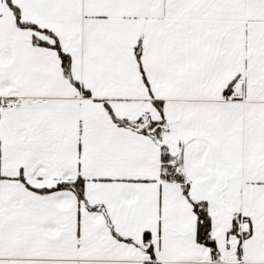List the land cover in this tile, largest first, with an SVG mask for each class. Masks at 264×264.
I'll return each mask as SVG.
<instances>
[{
    "label": "snow or ice",
    "instance_id": "6c2138e0",
    "mask_svg": "<svg viewBox=\"0 0 264 264\" xmlns=\"http://www.w3.org/2000/svg\"><path fill=\"white\" fill-rule=\"evenodd\" d=\"M0 264H264V0H0Z\"/></svg>",
    "mask_w": 264,
    "mask_h": 264
}]
</instances>
